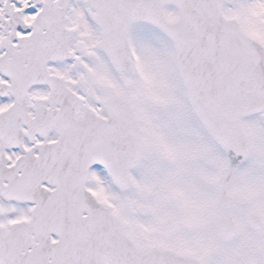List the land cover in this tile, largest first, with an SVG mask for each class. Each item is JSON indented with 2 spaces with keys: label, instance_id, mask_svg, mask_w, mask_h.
<instances>
[{
  "label": "snow or ice",
  "instance_id": "obj_1",
  "mask_svg": "<svg viewBox=\"0 0 264 264\" xmlns=\"http://www.w3.org/2000/svg\"><path fill=\"white\" fill-rule=\"evenodd\" d=\"M0 264H264V0H0Z\"/></svg>",
  "mask_w": 264,
  "mask_h": 264
}]
</instances>
